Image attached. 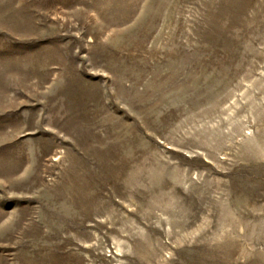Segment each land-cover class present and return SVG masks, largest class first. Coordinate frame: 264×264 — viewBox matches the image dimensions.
Wrapping results in <instances>:
<instances>
[{"label":"rangeland","instance_id":"1","mask_svg":"<svg viewBox=\"0 0 264 264\" xmlns=\"http://www.w3.org/2000/svg\"><path fill=\"white\" fill-rule=\"evenodd\" d=\"M0 264H264V0H0Z\"/></svg>","mask_w":264,"mask_h":264}]
</instances>
